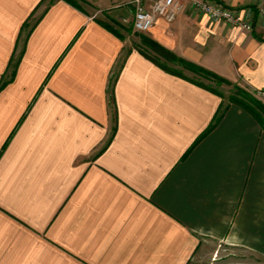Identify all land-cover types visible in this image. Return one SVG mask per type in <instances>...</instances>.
<instances>
[{
  "label": "crops",
  "instance_id": "0c3cea01",
  "mask_svg": "<svg viewBox=\"0 0 264 264\" xmlns=\"http://www.w3.org/2000/svg\"><path fill=\"white\" fill-rule=\"evenodd\" d=\"M47 1L0 0V85L16 65L0 86V264H193L221 241L257 255L259 122L230 104L205 132L220 98L98 22L131 20L132 0ZM178 1L144 35L264 93V18L248 32Z\"/></svg>",
  "mask_w": 264,
  "mask_h": 264
},
{
  "label": "trees",
  "instance_id": "16d2710c",
  "mask_svg": "<svg viewBox=\"0 0 264 264\" xmlns=\"http://www.w3.org/2000/svg\"><path fill=\"white\" fill-rule=\"evenodd\" d=\"M52 1L53 0H48L47 4L51 3ZM65 1L72 6L83 10L79 5L76 4V2H74V0ZM98 22L107 30L112 32L115 36L122 39L121 33L117 29L108 23H105V21L98 19ZM28 25L29 24L27 21L24 22L22 29L27 28ZM135 48L164 71L204 87L218 97L222 98L212 118V122L205 132L209 131L219 121L222 114L230 104H235L249 112L259 122L262 130H264V105L252 91L239 85L237 82L229 81L228 79H225L224 77L219 76L208 69H205L191 61L185 60L184 58L175 55L171 51L147 37H143L142 41L135 45ZM15 68L16 65L12 64L11 70L8 74V81L9 79H12ZM7 80L5 78L2 79L1 85H4ZM221 84L232 86V89L228 91L226 96H224V93L218 88Z\"/></svg>",
  "mask_w": 264,
  "mask_h": 264
},
{
  "label": "built area",
  "instance_id": "2783aa9c",
  "mask_svg": "<svg viewBox=\"0 0 264 264\" xmlns=\"http://www.w3.org/2000/svg\"><path fill=\"white\" fill-rule=\"evenodd\" d=\"M132 3V28L141 33H146L159 18L167 23L174 21L182 9L178 0H152L147 5L142 0H132ZM190 6L213 23H226L248 32L253 29L254 15L264 18V4L260 3L254 6L229 7L219 0H190ZM261 95L264 96V93Z\"/></svg>",
  "mask_w": 264,
  "mask_h": 264
},
{
  "label": "rangeland",
  "instance_id": "374dc122",
  "mask_svg": "<svg viewBox=\"0 0 264 264\" xmlns=\"http://www.w3.org/2000/svg\"><path fill=\"white\" fill-rule=\"evenodd\" d=\"M74 2H76V4L82 9H86L90 12H94L96 9L94 5H91L85 0H74ZM105 16V23H108L117 29L121 33L122 39H128L133 48L142 41L143 37H146L144 33L137 32L132 28V19H128L126 22H119L107 15ZM218 88L224 93V96H226L228 91L232 89V86L221 84ZM256 97L264 105V96L261 95ZM221 99L222 98H220V101ZM193 264H264V249H262L260 241L259 252L257 255H239L233 247L224 244V242L221 241L215 243V245L208 250V254L207 256H204V258L196 257Z\"/></svg>",
  "mask_w": 264,
  "mask_h": 264
}]
</instances>
